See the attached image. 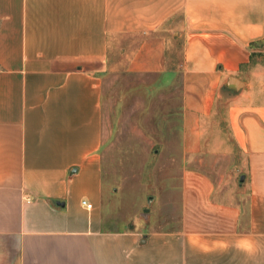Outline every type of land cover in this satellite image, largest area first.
Returning <instances> with one entry per match:
<instances>
[{
    "label": "crops",
    "instance_id": "1",
    "mask_svg": "<svg viewBox=\"0 0 264 264\" xmlns=\"http://www.w3.org/2000/svg\"><path fill=\"white\" fill-rule=\"evenodd\" d=\"M258 47L264 0H0V264H184L202 253L264 264ZM120 59L180 83V152L164 156L174 165L148 197L164 213L156 228L120 229L104 213L101 87ZM223 91L237 186L197 164Z\"/></svg>",
    "mask_w": 264,
    "mask_h": 264
},
{
    "label": "rangeland",
    "instance_id": "2",
    "mask_svg": "<svg viewBox=\"0 0 264 264\" xmlns=\"http://www.w3.org/2000/svg\"><path fill=\"white\" fill-rule=\"evenodd\" d=\"M263 57L260 47L250 55L254 62ZM120 63L106 70L101 87L104 213L120 229L137 221L156 228L164 213L161 203L148 202V197L157 195L155 183L174 165L164 156L180 152V83L130 72ZM229 105L230 96L223 91L203 124V155L197 162L221 186L239 185L240 176L235 168L239 151L228 127ZM184 264L208 262L202 253ZM210 264H222V259Z\"/></svg>",
    "mask_w": 264,
    "mask_h": 264
},
{
    "label": "water",
    "instance_id": "3",
    "mask_svg": "<svg viewBox=\"0 0 264 264\" xmlns=\"http://www.w3.org/2000/svg\"><path fill=\"white\" fill-rule=\"evenodd\" d=\"M225 86L226 88L233 90L234 92H239L243 88L244 83L235 77H229ZM244 180H245V176L241 175L239 177V185H241L244 182ZM56 204H60V203H56Z\"/></svg>",
    "mask_w": 264,
    "mask_h": 264
},
{
    "label": "built area",
    "instance_id": "4",
    "mask_svg": "<svg viewBox=\"0 0 264 264\" xmlns=\"http://www.w3.org/2000/svg\"><path fill=\"white\" fill-rule=\"evenodd\" d=\"M91 207V205H87V208H90Z\"/></svg>",
    "mask_w": 264,
    "mask_h": 264
}]
</instances>
